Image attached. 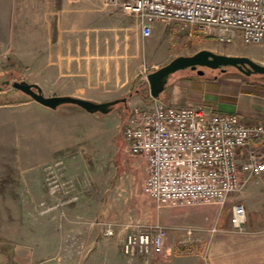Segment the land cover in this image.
I'll return each instance as SVG.
<instances>
[{
  "label": "rangeland",
  "instance_id": "obj_1",
  "mask_svg": "<svg viewBox=\"0 0 264 264\" xmlns=\"http://www.w3.org/2000/svg\"><path fill=\"white\" fill-rule=\"evenodd\" d=\"M32 1L0 0V103L31 100L14 110L18 119H26L6 130L12 143L0 153V189L6 191L0 200V264H125L121 248L134 226L160 222V210L144 190L145 161L131 154L124 134L130 99L137 93L149 99L147 74L178 55L197 52L201 44L262 64L264 47L242 39L220 43L177 21L166 24L165 34L144 39L137 14L123 2L109 5L103 0L100 21L78 18L70 10L63 17L61 43L51 25L54 41L49 44L47 28L39 25L36 30L37 13H22ZM68 4L84 6L83 0ZM203 70L206 75L219 73ZM226 73L264 84V74L246 76L235 68ZM181 75L198 74L183 69L170 80ZM22 79H41L36 82L48 96L77 95L95 101L128 97V103L121 102L108 114H90L76 104L51 109L13 86ZM34 109L48 112L46 119L64 126H25L30 120L27 112ZM73 196L76 199L70 201ZM227 205L222 210L218 206L219 218L228 217ZM260 210L254 207L252 217ZM110 226L115 229L112 236L105 234ZM184 232L189 235L188 228Z\"/></svg>",
  "mask_w": 264,
  "mask_h": 264
},
{
  "label": "built area",
  "instance_id": "obj_2",
  "mask_svg": "<svg viewBox=\"0 0 264 264\" xmlns=\"http://www.w3.org/2000/svg\"><path fill=\"white\" fill-rule=\"evenodd\" d=\"M103 1L109 5L123 2L137 14L143 38L152 35L157 21H178L221 43L241 38L245 44L264 46V0ZM124 134L131 154L148 162L144 190L158 208L224 207L232 194L264 172L261 150L248 148L244 161L238 154L254 139L264 142V122L249 124L235 113L168 105L154 98L147 106L131 108ZM246 218L245 205L234 204L231 223L235 231L246 230ZM114 233L113 226L105 230L108 236ZM166 237L167 228L159 222L137 224L124 241V252L129 257L157 256L163 253Z\"/></svg>",
  "mask_w": 264,
  "mask_h": 264
},
{
  "label": "crops",
  "instance_id": "obj_3",
  "mask_svg": "<svg viewBox=\"0 0 264 264\" xmlns=\"http://www.w3.org/2000/svg\"><path fill=\"white\" fill-rule=\"evenodd\" d=\"M69 1L35 0L31 2L33 6L29 4L28 7L23 8L22 13L27 12V9L30 12L37 13L33 14L36 30H38L39 25L42 28L43 26L47 28L48 36H50L48 38L49 44L54 41L50 33V27L53 25L57 30V41L60 44L63 35L62 27L65 23L63 17L68 15L70 10L78 18L85 19L88 17V19H93L94 22L97 19L100 21L101 18L102 0H83V7L74 6L73 8H68ZM56 6L58 7L56 8ZM76 9L77 12H75ZM39 13L44 15L42 16ZM46 13L49 14V17L51 16L52 20L49 19ZM138 22L140 25L139 17ZM166 24L168 23L165 21L155 22L153 33L149 38L156 33L165 34L167 32ZM23 33L25 31H22ZM41 33L44 32L36 31V35ZM201 47L202 49L209 48L211 45L201 44ZM60 48L61 45L57 48L59 55H61ZM79 65H82V63L79 62ZM71 66V61H68L67 68L69 69ZM87 66H90V64H87ZM61 67L64 66L61 65ZM88 69L90 70V67ZM36 81L41 82V79H35L31 82ZM159 99L168 105L202 106L211 112L235 113L249 124L264 122V84H257L253 80L245 79L239 75L227 74L226 72L213 75L205 74L203 76H174L172 80H169ZM151 100V97L147 99L137 93L130 99L129 105L131 107L147 106ZM30 102V99H25L20 102L0 103V153L3 152L5 145L12 143V140L6 138V130L11 126H19L26 119V117L22 119L19 117L18 119L14 110H16L18 104L24 105ZM27 114L30 120L28 125L25 126H64L46 119L43 115L46 116L48 112H44V110L34 109L28 111ZM61 114L62 116H69L64 113ZM250 147L259 149L264 153V142L254 139L245 149L239 150L238 154L241 161L245 160ZM1 157L2 155L0 154V166ZM141 158L145 161L148 176V162L144 157L141 156ZM30 160L32 164L34 161ZM22 163L21 160L20 165ZM26 163H29V161ZM12 187L11 184L8 190ZM5 193V189L1 188L0 200H4ZM239 202L245 205L247 212L246 230L243 232L235 231L230 220L232 206ZM227 206V209H230V213L225 219L223 217L219 218L220 208L216 204L159 208L158 221L168 227L163 253L150 258L145 256L127 257L123 253L121 257L124 263L264 264V172L260 176L251 178L242 190L233 194L230 198V204ZM259 206L261 208L259 216L256 218L252 217L254 207L258 208ZM248 212L250 213L249 215ZM187 228H192L194 230L193 233L188 232V235L187 232H184V229L187 230ZM116 250L118 251V249ZM121 250L123 251L122 248ZM95 252L90 256H94Z\"/></svg>",
  "mask_w": 264,
  "mask_h": 264
},
{
  "label": "water",
  "instance_id": "obj_4",
  "mask_svg": "<svg viewBox=\"0 0 264 264\" xmlns=\"http://www.w3.org/2000/svg\"><path fill=\"white\" fill-rule=\"evenodd\" d=\"M200 67V68H199ZM203 68L220 70L225 73L229 68H235L246 76L264 74V64L259 63L246 55H230L216 52L209 48H203L189 55H178L167 64L147 74L150 92L154 98H160L166 89L171 76L183 69L197 71L198 75H205ZM6 82H9L7 80ZM13 86L27 94L38 103L57 109L63 104H76L90 114L110 113L121 102L128 103V97H120L107 101H95L75 95H52L45 94L43 88L36 82L27 80H15Z\"/></svg>",
  "mask_w": 264,
  "mask_h": 264
},
{
  "label": "flooded vegetation",
  "instance_id": "obj_5",
  "mask_svg": "<svg viewBox=\"0 0 264 264\" xmlns=\"http://www.w3.org/2000/svg\"><path fill=\"white\" fill-rule=\"evenodd\" d=\"M200 68V67H199ZM206 69H209V68H206ZM212 70V69H211ZM213 71H219L220 72V70L218 69V70H213Z\"/></svg>",
  "mask_w": 264,
  "mask_h": 264
}]
</instances>
